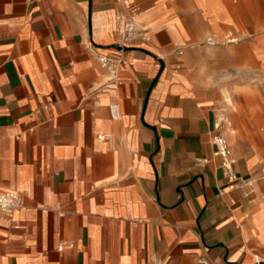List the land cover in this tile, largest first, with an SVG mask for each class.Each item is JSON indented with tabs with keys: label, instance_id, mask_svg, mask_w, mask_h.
I'll return each mask as SVG.
<instances>
[{
	"label": "crops",
	"instance_id": "crops-1",
	"mask_svg": "<svg viewBox=\"0 0 264 264\" xmlns=\"http://www.w3.org/2000/svg\"><path fill=\"white\" fill-rule=\"evenodd\" d=\"M226 1L0 0V191L25 203L0 264H264L257 156L231 150L228 181L218 94L177 71L235 28ZM127 5L151 39L121 49Z\"/></svg>",
	"mask_w": 264,
	"mask_h": 264
},
{
	"label": "rangeland",
	"instance_id": "rangeland-1",
	"mask_svg": "<svg viewBox=\"0 0 264 264\" xmlns=\"http://www.w3.org/2000/svg\"><path fill=\"white\" fill-rule=\"evenodd\" d=\"M226 3L235 28L226 29L222 38L208 37L181 49L182 66L177 71L195 88L218 94L217 121H225L221 133L233 153L237 149L246 157L257 156L255 172L260 176L264 175V59L255 53L264 49V0ZM223 18L232 24L226 11Z\"/></svg>",
	"mask_w": 264,
	"mask_h": 264
},
{
	"label": "built area",
	"instance_id": "built-area-1",
	"mask_svg": "<svg viewBox=\"0 0 264 264\" xmlns=\"http://www.w3.org/2000/svg\"><path fill=\"white\" fill-rule=\"evenodd\" d=\"M127 16L121 19L119 27L117 29V36L119 40V47L123 49L125 45L131 44L135 41H141L143 43L149 42L151 37L147 31L137 23V18L140 13L139 9L127 5ZM181 54V52H178ZM98 62L101 67L105 68L109 74L111 81L116 80L117 73L124 65L122 58H110L101 56L98 58ZM220 125L216 122L214 129L217 134L212 138V144L215 146L214 155L221 157L222 166L228 172V181H236L234 175L230 171V166L233 163L232 152L226 139L220 131ZM24 197L13 189H7L0 191V216L4 217L8 221H11L14 213L24 207Z\"/></svg>",
	"mask_w": 264,
	"mask_h": 264
},
{
	"label": "bare ground",
	"instance_id": "bare-ground-1",
	"mask_svg": "<svg viewBox=\"0 0 264 264\" xmlns=\"http://www.w3.org/2000/svg\"><path fill=\"white\" fill-rule=\"evenodd\" d=\"M223 122H225V121H223V120H218L217 121L218 125H220V126L223 124Z\"/></svg>",
	"mask_w": 264,
	"mask_h": 264
}]
</instances>
